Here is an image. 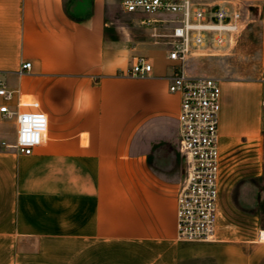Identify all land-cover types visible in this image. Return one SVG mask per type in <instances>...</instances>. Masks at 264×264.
Returning a JSON list of instances; mask_svg holds the SVG:
<instances>
[{
  "label": "crops",
  "instance_id": "0c3cea01",
  "mask_svg": "<svg viewBox=\"0 0 264 264\" xmlns=\"http://www.w3.org/2000/svg\"><path fill=\"white\" fill-rule=\"evenodd\" d=\"M122 1L0 0V81L14 93L0 104L18 111L33 97L49 118L25 156L17 117L0 114V264H264V0H190L244 11L239 46L220 49L224 78L199 69L211 60L199 53L219 49L181 66L168 19L117 15ZM139 57L149 77L129 75ZM178 67L221 80L214 242L179 238V189L153 166L180 150Z\"/></svg>",
  "mask_w": 264,
  "mask_h": 264
},
{
  "label": "built area",
  "instance_id": "2783aa9c",
  "mask_svg": "<svg viewBox=\"0 0 264 264\" xmlns=\"http://www.w3.org/2000/svg\"><path fill=\"white\" fill-rule=\"evenodd\" d=\"M121 4L127 13L161 14L168 19L172 27L169 58L181 66L196 49L220 50L231 45L244 22V11L237 6H199L190 0H123ZM31 67V62L22 65L27 71ZM152 70L147 58L139 57L129 75L146 78ZM169 90L181 97L178 131L185 161L184 179L177 197L178 236L187 241L214 242L221 170V80L188 76L178 67L170 78ZM13 94L0 81V98L8 101ZM18 107L20 110L14 111L7 104H0V114L5 118L17 117L14 146L19 153L29 156L46 140L49 118L38 101L27 104L20 98Z\"/></svg>",
  "mask_w": 264,
  "mask_h": 264
},
{
  "label": "rangeland",
  "instance_id": "374dc122",
  "mask_svg": "<svg viewBox=\"0 0 264 264\" xmlns=\"http://www.w3.org/2000/svg\"><path fill=\"white\" fill-rule=\"evenodd\" d=\"M84 5L88 6V4H86V3H84ZM113 8L115 9L117 15L124 14L126 17L131 16V13H127L124 11L122 4H120V3L116 4ZM245 18L246 17H244V19H243L244 22H243L242 29L235 35V37L233 39L232 47L234 50L239 46V39L241 38L242 33L244 31H246V29L249 27V24L247 23ZM123 22L129 23L130 20L128 18H124ZM199 55H203L202 57L211 59V60H209V62L200 65L199 66L200 70L219 73L224 78L223 59H224L226 54L223 50H220L217 52H209V53L200 52ZM228 55H229V53H228ZM263 100H264V97H263ZM33 101H34V99H33V97H31L30 103ZM257 157H258L259 162L264 164V131H263L262 136H261L259 149L257 151ZM153 166L157 170H162L163 172H165L169 176V178H173V182L177 185V188L180 191V189L182 187V182L184 179V174H185V161H184V157H183L182 153H180V150L178 149V147H177V157L172 162H170L166 165L154 164Z\"/></svg>",
  "mask_w": 264,
  "mask_h": 264
}]
</instances>
